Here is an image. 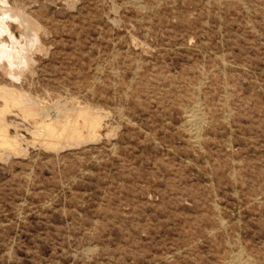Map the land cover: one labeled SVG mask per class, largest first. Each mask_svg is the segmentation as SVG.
<instances>
[{
  "label": "rangeland",
  "instance_id": "obj_1",
  "mask_svg": "<svg viewBox=\"0 0 264 264\" xmlns=\"http://www.w3.org/2000/svg\"><path fill=\"white\" fill-rule=\"evenodd\" d=\"M10 2L39 106L0 117V264H264V0ZM64 110L83 138L36 133Z\"/></svg>",
  "mask_w": 264,
  "mask_h": 264
},
{
  "label": "bare ground",
  "instance_id": "obj_2",
  "mask_svg": "<svg viewBox=\"0 0 264 264\" xmlns=\"http://www.w3.org/2000/svg\"><path fill=\"white\" fill-rule=\"evenodd\" d=\"M10 21H16L19 24V26L26 31L22 34L25 40H21L20 38L17 37L16 33L13 30L12 27L13 25L11 24ZM40 27H41L40 24L37 21H34L32 16L28 14L23 7H19L16 4L11 5L10 0H0V69L1 68L4 69L5 72L10 74V76L13 77L14 79L20 80L22 78V74L19 71H22L24 69L23 67L31 62L29 60H32V57L27 54L32 50L30 45L33 46V44L36 41L38 42L39 40L37 36L39 35ZM5 34L10 37L11 42H6L3 39V36ZM8 93L9 91H6L5 86H0V99L3 101L2 104L0 103V117L6 115L7 112L10 111L11 107L14 105L18 106L23 111L22 112L23 115H25L26 117L33 116L38 113V109H36V107L39 106L38 105L39 101L35 97L31 96L29 92L27 94V92L25 93V91L23 90H20L16 87H12L11 93L9 94ZM72 109L74 108L72 107ZM84 110L85 112H87L86 111L87 107H81L78 109L79 112L82 111L81 115L86 114ZM65 112L67 113L65 118H62L61 116H57L51 118L50 120H43L42 122L43 129L37 130L36 133L50 131L48 133L52 136H62L63 134L71 131L73 136L75 135L78 138H83V136L81 135L78 129L79 127L77 126L79 120L77 121L78 123L75 120V122L77 123L75 125V122L73 123L72 119L70 118L71 115L70 112H68V110ZM93 113H97V112H93ZM99 118H100L99 115L98 117L96 115L95 116L93 115L92 121L87 120L90 121L89 123L90 125H88V127L91 126L94 129L98 125L97 123H99L97 120ZM201 120H202V116L196 110L190 111L188 113V121L193 131L195 132L199 131V124ZM86 122L85 124H87ZM10 124L5 120L4 122H0V144L8 145V147L10 146V148H16L17 145L19 144V140L17 138V135L12 136L11 134L8 133V129L6 127H8ZM89 134L92 135V133L90 132ZM49 145L52 146L51 142L49 143ZM235 262L236 264H243L241 260L234 261V263Z\"/></svg>",
  "mask_w": 264,
  "mask_h": 264
}]
</instances>
